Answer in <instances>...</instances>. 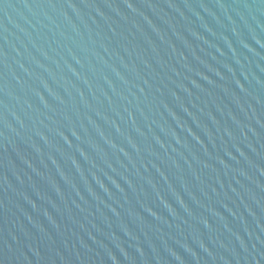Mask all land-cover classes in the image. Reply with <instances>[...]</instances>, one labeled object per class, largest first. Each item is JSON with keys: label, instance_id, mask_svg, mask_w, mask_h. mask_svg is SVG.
<instances>
[{"label": "water", "instance_id": "95a60500", "mask_svg": "<svg viewBox=\"0 0 264 264\" xmlns=\"http://www.w3.org/2000/svg\"><path fill=\"white\" fill-rule=\"evenodd\" d=\"M0 264H264V0H0Z\"/></svg>", "mask_w": 264, "mask_h": 264}]
</instances>
